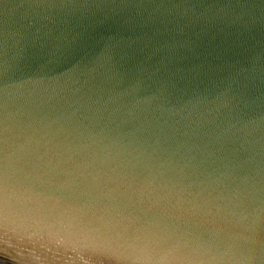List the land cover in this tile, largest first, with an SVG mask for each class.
I'll use <instances>...</instances> for the list:
<instances>
[{
	"label": "clouds",
	"instance_id": "clouds-1",
	"mask_svg": "<svg viewBox=\"0 0 264 264\" xmlns=\"http://www.w3.org/2000/svg\"><path fill=\"white\" fill-rule=\"evenodd\" d=\"M68 211L120 221L46 231ZM44 239L264 264V0H0V264H42Z\"/></svg>",
	"mask_w": 264,
	"mask_h": 264
},
{
	"label": "water",
	"instance_id": "water-1",
	"mask_svg": "<svg viewBox=\"0 0 264 264\" xmlns=\"http://www.w3.org/2000/svg\"><path fill=\"white\" fill-rule=\"evenodd\" d=\"M99 55H103L100 53ZM53 110V106L45 100L35 101L24 109L20 117V125L17 129L19 135L23 136L29 129L28 125L36 126L38 114L44 111ZM43 150V149H41ZM120 221V217L113 214H98L89 212L82 214L76 211L65 212L59 219H51L46 222V231L66 232L69 230L95 229L104 225L115 224ZM38 254L42 258V264H85L88 260L86 253L78 254L73 250H65L56 247L47 239L41 240L38 246ZM4 253H0L3 258ZM5 264H17V261L4 258Z\"/></svg>",
	"mask_w": 264,
	"mask_h": 264
}]
</instances>
